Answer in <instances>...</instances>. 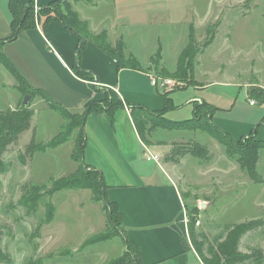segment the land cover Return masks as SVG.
I'll return each instance as SVG.
<instances>
[{"label": "rangeland", "instance_id": "374dc122", "mask_svg": "<svg viewBox=\"0 0 264 264\" xmlns=\"http://www.w3.org/2000/svg\"><path fill=\"white\" fill-rule=\"evenodd\" d=\"M84 11L98 25L104 17L109 19L105 26L112 33L111 41L108 39L110 46L115 47L119 41L124 45L122 54L115 52L118 63L123 55L132 67H144L160 77L167 73L165 78L176 81L173 90L188 85L206 86L198 93L194 87H188L170 94L175 97V108L171 110L176 118L192 119L186 115L193 105L186 101L188 95H196L216 105L226 118L242 120L244 127L239 128V135L231 134L233 139L244 142L256 129L257 139L264 140V124L260 123L264 102L246 94L247 89L257 94L264 88V0H99L94 8L88 6ZM208 29L216 34L215 40L203 48ZM192 36L193 48L201 50L194 59V71L176 79L173 74L178 68L177 61ZM13 80L0 67V112L24 101L20 90L12 86ZM111 102L107 95L102 104H97L113 107ZM34 109L33 133L24 134L18 146L9 147L3 155L8 169L0 173L1 248L11 261L0 264L114 263L124 256L126 249L120 236L109 237V220L102 203L93 199L92 191L78 188L51 192L56 180L70 177L80 164L68 157L72 140L62 147L43 149L52 132L57 135L59 125L48 126L46 107ZM163 134L164 140L172 141L167 143L174 156L193 150L194 141L190 139H194V133L168 130ZM195 134L196 143L216 157L224 173L213 184L202 186L200 192L190 191L185 201L190 211L197 210L196 217L201 223L194 226L197 241L203 243L208 255V247L225 239L232 225L252 223V230L241 238L239 248L246 254L261 250L262 258L242 264H264V151L260 152L258 165L263 178L261 183H254L237 159L235 162L226 155L224 146L205 132ZM30 139H34L37 150L24 160L20 153ZM138 149L142 151L140 146ZM114 231L125 236L124 223L113 227L111 232ZM123 259L130 263L127 257Z\"/></svg>", "mask_w": 264, "mask_h": 264}, {"label": "crops", "instance_id": "0c3cea01", "mask_svg": "<svg viewBox=\"0 0 264 264\" xmlns=\"http://www.w3.org/2000/svg\"><path fill=\"white\" fill-rule=\"evenodd\" d=\"M55 1L57 0H20L23 6L32 4L33 8L37 7L40 10ZM98 1L88 4L73 2L72 8L80 19L88 24L93 35L105 32L111 41L112 33L108 26H105L109 19L104 17L100 20L102 24L98 25L92 16L84 11L88 6L94 8ZM9 3L10 0H0V40L9 39L12 35V13ZM38 14H35L36 27L19 32L13 42L4 45V54L29 85L46 92L51 100L71 113H81L91 103L102 104L107 95L112 99L113 107H101L99 111L92 112L85 122L87 147L84 160L91 168L94 167L103 174L108 187L107 197L119 205L126 233L141 249L142 263L205 264L191 244L192 250H186L184 247V239L190 238L188 206L185 201L189 199L190 191L200 192L205 184H213L220 179L224 173L221 171L219 161L215 160L216 157H213L210 151L206 158H198L188 152L174 156L168 144L172 141H166L161 137L166 131H171L170 129H153L147 136L150 145L143 143L134 126L130 108L143 106L151 112L165 110L166 100L162 97L165 91L156 88L150 82L149 76L154 72L144 67L139 68L138 65L136 69L120 68L115 58L89 40L81 52V67L92 73L93 79L84 80L73 71L77 62L76 51L80 38L59 21H51L43 28V19L39 20ZM123 17L124 15H119V18ZM0 67L6 71L1 64ZM15 81L16 79L12 81V86L19 89ZM188 87H194L197 91L206 86L188 85L182 88ZM246 91L249 95L248 89ZM33 100L30 108L46 107L50 117L48 126L57 123L59 127L56 130L59 135L60 127L63 126L61 123L65 122L64 118L60 119L54 115L52 111H55L42 96L37 95ZM186 102L193 105L186 116L193 118L195 105L205 101L200 96L188 95ZM20 103H16L10 110H15ZM116 104L117 106H114ZM212 106L217 110L213 122L227 134L239 135L237 133L239 128L244 127L242 120L237 122L232 117L226 118L227 116L222 114L216 105ZM173 108L174 96L171 97V105L164 118L182 122L174 116V111L171 110ZM172 117L173 119H170ZM248 130L247 128L244 132L247 133ZM36 131L37 129L35 134ZM198 131H189L194 133L192 135L194 139H190L194 143L197 142L195 133ZM28 133H33L32 129L23 133L20 138ZM56 136L52 132L48 140ZM30 141L31 139L29 143ZM70 143L68 157L73 160L76 145L73 140ZM138 146L141 147V152ZM145 146L159 155L160 164L154 161L151 165L152 163L144 158Z\"/></svg>", "mask_w": 264, "mask_h": 264}, {"label": "trees", "instance_id": "16d2710c", "mask_svg": "<svg viewBox=\"0 0 264 264\" xmlns=\"http://www.w3.org/2000/svg\"><path fill=\"white\" fill-rule=\"evenodd\" d=\"M96 0H57L51 3L48 7H45L39 11V20L43 19L42 27L48 25L51 21H59L66 28L76 33L80 38V44L77 48V62L73 68L74 73L84 80L91 81L93 79L92 73L87 72L81 67V51L86 47L89 40H91L101 50L111 55L113 58H117L116 53L122 54L123 41L116 44L115 47H111L108 42L107 34L104 32L99 35H93L90 32L87 23L83 22L78 13L72 8L73 2L94 3ZM9 9L12 13V35L9 39L0 40V64L8 71L14 79L19 83V89L22 96H31V99L37 95L42 96L44 100H47L50 108L62 115L65 122L62 126V131L59 135L47 142L43 149L54 148L62 145L67 141L73 140L75 142V150L73 152V160L79 163L78 170L70 177H63L56 180L51 192H59L63 189H78L87 188L92 191L93 199L102 203L103 211L109 220L111 230L118 224H123L124 219L120 211L119 205L107 197L108 187L105 183L104 176L101 172L94 167L91 168L86 164L84 160V153L87 147L86 144V132L84 129L85 122L92 112H97L101 107L97 103H91L81 113H71L63 106L55 103L47 95L46 92L33 88L29 85L22 74L13 66L7 56L4 54L3 47L8 42L18 36L22 30H28L35 28V10L32 4L23 6L20 0H10ZM216 34L213 31L207 30V39L203 44V48L209 47L215 40ZM84 41L82 42V40ZM177 61V71L173 74L176 79H182L187 71H194V59L196 55L201 51L198 47L193 48V36L190 43L183 49ZM121 60L118 66L126 67L130 69H136L129 64L128 60H125L123 55L120 56ZM117 60V59H116ZM164 76L169 74L163 73ZM163 76V77H164ZM165 78V77H164ZM173 89H169L162 93V97L166 100V108L163 112H151L143 106L131 107L130 113L137 129L139 136L143 143L150 145L148 141V133L154 128H163L170 130H189V131H202L207 133L213 140L217 141L220 145L224 146L228 155L232 156L239 162L241 168L246 170L248 177L254 183H261L262 175L259 173L258 165L260 162V152L264 151V140L257 139V130H253L249 138L242 142L241 140H235L230 134L224 132L218 125L213 122V116L216 113V107L209 103L201 102L197 103L194 107L195 115L192 119L183 120L182 122H174L164 118L165 112L171 105L170 94ZM251 96L257 98V101L264 102V89H260L256 94L253 91L248 92ZM23 103V102H22ZM22 103L15 110H8L0 112V173L6 172L8 169L6 163L3 161V155L9 149V147L18 146L20 136L33 130L32 119L35 116V109L30 108L29 105L23 106ZM261 124H264V117L261 120ZM37 150V146L34 139H31L27 145L25 151L20 153V157L24 160L28 157L31 158L32 154ZM192 156L206 158L208 157V149L201 143H194L193 150H188ZM35 201V197L32 198V203ZM197 210L190 211L188 209L189 225L188 233L190 236V242L192 248L198 253L200 259L205 264H242L249 260L260 261L262 258V251L256 250L252 253H242L239 248V242L241 238L252 230V223L234 224L228 230V233L221 242L216 246L208 247V255L204 253L203 243L197 241V234L194 226L198 218L196 217ZM109 232V237L120 236L122 238L126 252L123 257L118 258L112 264H143L141 260V249L135 244L125 231V236L118 234L117 232ZM108 237V238H109ZM106 238V237H105ZM107 239V238H106ZM184 247L186 250H192L187 238L184 239ZM2 238L0 233V261L10 262V256L3 253ZM134 251V252H133ZM127 257L130 263L125 262L123 258Z\"/></svg>", "mask_w": 264, "mask_h": 264}, {"label": "built area", "instance_id": "2783aa9c", "mask_svg": "<svg viewBox=\"0 0 264 264\" xmlns=\"http://www.w3.org/2000/svg\"><path fill=\"white\" fill-rule=\"evenodd\" d=\"M35 14H38V8L35 7ZM150 82H152V85L155 86L156 88L163 90V91H167L169 89H173L172 87H175L176 85V81L171 79V78H164V77H160L158 75L155 74H151L150 76ZM251 105H254L255 102L254 101H250ZM144 157L147 159V161L149 162H156L157 164H160V160L161 158L159 157V155L155 154L154 152H152V150L148 147L145 146V152H144ZM188 223H189V218H187ZM200 221L197 220L196 225L200 226ZM189 243L190 239L188 238Z\"/></svg>", "mask_w": 264, "mask_h": 264}, {"label": "water", "instance_id": "95a60500", "mask_svg": "<svg viewBox=\"0 0 264 264\" xmlns=\"http://www.w3.org/2000/svg\"><path fill=\"white\" fill-rule=\"evenodd\" d=\"M84 41V39L82 40V42ZM24 101H23V103H22V105L23 106H27V105H29V103H30V101H31V96H24V99H23Z\"/></svg>", "mask_w": 264, "mask_h": 264}]
</instances>
